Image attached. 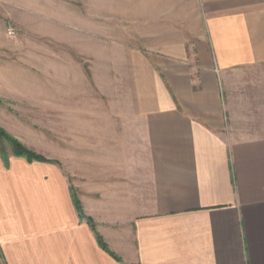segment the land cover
<instances>
[{
	"label": "crops",
	"instance_id": "0c3cea01",
	"mask_svg": "<svg viewBox=\"0 0 264 264\" xmlns=\"http://www.w3.org/2000/svg\"><path fill=\"white\" fill-rule=\"evenodd\" d=\"M177 1L130 62V159L85 172L96 231L55 164L0 159V264H264V0Z\"/></svg>",
	"mask_w": 264,
	"mask_h": 264
},
{
	"label": "rangeland",
	"instance_id": "374dc122",
	"mask_svg": "<svg viewBox=\"0 0 264 264\" xmlns=\"http://www.w3.org/2000/svg\"><path fill=\"white\" fill-rule=\"evenodd\" d=\"M181 7L177 0H0V130L56 165L94 230L82 205L85 172L93 184L100 171L112 179L116 157L130 159L132 136L120 119L135 105L130 62L146 53L157 17Z\"/></svg>",
	"mask_w": 264,
	"mask_h": 264
},
{
	"label": "trees",
	"instance_id": "16d2710c",
	"mask_svg": "<svg viewBox=\"0 0 264 264\" xmlns=\"http://www.w3.org/2000/svg\"><path fill=\"white\" fill-rule=\"evenodd\" d=\"M7 146H10L11 147V151H12V154L11 155H9L7 153ZM9 156L24 158L28 163H31V162H40V163H50V164H52V162H50V161H47V160H45V159H43L41 157H38V156H35V155L31 154L30 152H28L27 150H25L20 144H18L17 142L13 141L2 130H0V159L2 160V162L5 165H7ZM71 197H72V200H73V204L75 206V209L76 210H79V202L77 201L76 198H74L72 196V194H71ZM80 218H82V216ZM87 223H89V225L92 227L93 231H95L94 230V227L90 223V221H87ZM96 237H97V242H98L99 246L104 251H108L107 248H106V245L104 244V242L101 239V237L98 234H96Z\"/></svg>",
	"mask_w": 264,
	"mask_h": 264
},
{
	"label": "built area",
	"instance_id": "2783aa9c",
	"mask_svg": "<svg viewBox=\"0 0 264 264\" xmlns=\"http://www.w3.org/2000/svg\"><path fill=\"white\" fill-rule=\"evenodd\" d=\"M8 35L11 36V37L14 36V32L13 31H9Z\"/></svg>",
	"mask_w": 264,
	"mask_h": 264
}]
</instances>
